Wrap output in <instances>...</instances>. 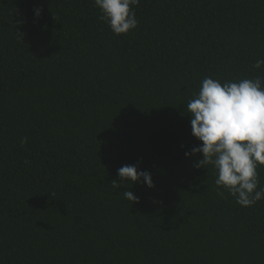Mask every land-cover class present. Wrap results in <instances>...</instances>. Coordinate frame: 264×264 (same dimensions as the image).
Wrapping results in <instances>:
<instances>
[{
  "label": "trees",
  "instance_id": "obj_1",
  "mask_svg": "<svg viewBox=\"0 0 264 264\" xmlns=\"http://www.w3.org/2000/svg\"><path fill=\"white\" fill-rule=\"evenodd\" d=\"M133 8L117 35L95 0H0V264H264V199L185 156L202 80L264 77V0Z\"/></svg>",
  "mask_w": 264,
  "mask_h": 264
},
{
  "label": "clouds",
  "instance_id": "obj_2",
  "mask_svg": "<svg viewBox=\"0 0 264 264\" xmlns=\"http://www.w3.org/2000/svg\"><path fill=\"white\" fill-rule=\"evenodd\" d=\"M140 0H95L106 21L117 34H127L138 26L133 6ZM40 15V11H36ZM264 66L257 60L254 68ZM195 98L187 104L191 116L192 135L202 143L185 156L202 154L203 159L194 164L200 168L212 165L217 172L215 184L228 190L241 206L249 207L264 199V188L259 187L257 168L264 165V77L226 81L206 77ZM24 138L21 143H25ZM121 182H143L153 187L151 174L135 165L118 169ZM223 195V193H220ZM126 199L138 198L130 190L123 191Z\"/></svg>",
  "mask_w": 264,
  "mask_h": 264
}]
</instances>
